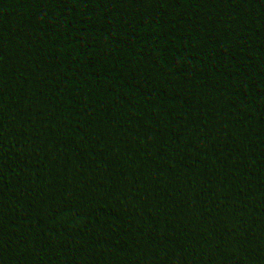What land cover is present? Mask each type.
Here are the masks:
<instances>
[{"label":"trees","instance_id":"16d2710c","mask_svg":"<svg viewBox=\"0 0 264 264\" xmlns=\"http://www.w3.org/2000/svg\"><path fill=\"white\" fill-rule=\"evenodd\" d=\"M118 9L125 19L105 27ZM85 14L97 18L87 44L71 28ZM162 92V124L126 114ZM165 138L157 184L149 144ZM209 155L235 162L227 180L195 174ZM40 199L60 251L38 238L36 218H13L17 200ZM233 204L248 242L217 237ZM133 238L145 243L136 264H264V0H0V264H116L112 249Z\"/></svg>","mask_w":264,"mask_h":264},{"label":"clouds","instance_id":"9594fccd","mask_svg":"<svg viewBox=\"0 0 264 264\" xmlns=\"http://www.w3.org/2000/svg\"><path fill=\"white\" fill-rule=\"evenodd\" d=\"M125 10L118 9L111 13H105L102 16V23L105 27H114L125 19ZM227 24L230 32L229 37L238 31L237 21L232 18H227ZM97 18L92 14H85L78 20L71 24V28L77 34L80 40L87 44L90 37L96 33ZM223 34V30H221ZM39 61L35 58L31 59L25 71L32 73L35 71ZM201 77H207L208 72L202 71ZM177 87L181 90L184 97L189 98L194 95L191 87L187 84L180 83ZM171 108V96L167 92H162L159 96L153 100L145 101L143 99L132 100L125 106V112L128 116H136L141 111L148 113L154 124H162L161 117L164 113ZM172 144L171 139L165 138L162 140H155L149 144V155L152 164L161 169L164 173L155 179V183L162 184L167 178V165L169 161V148ZM195 174L204 182L213 181L220 183L227 180L231 174L235 171L236 164L234 161L229 160L222 155H209L202 160L197 161L192 165ZM29 176L36 177L37 172L34 169H30ZM148 182H152L150 179ZM176 185L182 183L179 176H175L172 181ZM37 187H42L39 183ZM183 206V204H180ZM48 208V204L45 200H33L24 202L17 200L15 206L12 209L13 218L32 217L36 218V231L38 238L41 242L56 251L67 246V242L63 237L57 235V225L55 222L45 218V212ZM226 220L224 222L223 229L217 233L218 239L224 241L227 244L233 242L244 243L250 240L248 234V225L250 223L247 218L245 209L240 204H233L227 207L224 212ZM22 231V226L17 229ZM261 240L259 238L253 239L250 244L249 255L257 256L260 252ZM145 243L139 238H133L129 240L125 245L114 247L110 253L112 260L116 264H136V261L142 257ZM189 256V250L185 249L183 252L178 253L180 260H185ZM223 264H231V260L225 258Z\"/></svg>","mask_w":264,"mask_h":264}]
</instances>
